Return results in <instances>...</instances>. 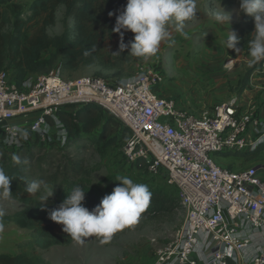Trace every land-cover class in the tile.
Returning a JSON list of instances; mask_svg holds the SVG:
<instances>
[{"label":"built area","instance_id":"obj_1","mask_svg":"<svg viewBox=\"0 0 264 264\" xmlns=\"http://www.w3.org/2000/svg\"><path fill=\"white\" fill-rule=\"evenodd\" d=\"M162 82L156 70L123 84L96 77L64 80L52 71L18 87L1 71V142H16L21 124L11 121L21 119L27 135L61 147L67 132L57 112L96 105L131 132L126 163L139 161L163 179L184 212L175 238L156 250L152 264H264V179L254 167L230 171L209 157L251 152L264 143V102L254 109L235 97L212 114H194L153 90Z\"/></svg>","mask_w":264,"mask_h":264},{"label":"rangeland","instance_id":"obj_2","mask_svg":"<svg viewBox=\"0 0 264 264\" xmlns=\"http://www.w3.org/2000/svg\"><path fill=\"white\" fill-rule=\"evenodd\" d=\"M31 1L15 0L22 7V18L29 15L26 9ZM195 5V17L183 22V31L187 36L176 31L174 22H169V36L160 43L154 55L135 57L130 54L127 62L116 69L83 67L75 71H64L55 67L53 74L64 80L96 77L109 84H123L143 72L156 70L162 74L163 82L153 90L160 96L174 99L183 110L194 114H212L219 105L235 97L238 101L246 103V97L250 95L252 73L245 96L243 93L239 94V90L246 71L252 66L249 63L251 57L243 55L240 51L226 49L224 41L229 25L217 23L212 15L213 11H218L221 6L232 14L230 26L242 24L240 1L225 6L216 0H195ZM5 10L12 17V9L6 7ZM62 13L63 7H60L56 13L57 21H60ZM47 31L49 36L55 35L61 31V26L58 24ZM236 48L238 49L237 46ZM36 77L30 79L35 80ZM255 78L258 77L254 76L253 80ZM260 78L259 87L253 86L251 90V95H257V100L264 92V74ZM259 108H262V104L257 102L254 109ZM67 110L72 111L70 108ZM107 117L112 124L118 123L119 130L115 135L109 134L104 140L98 141L99 131H94L87 136V140L80 141L67 150L51 145H39L34 137L27 135L24 123L19 121L20 135L13 145H6L0 138V155L6 152L16 153L26 166L29 179L39 180L43 176L45 183L53 173H62L66 166L63 157H66L68 161L82 165L84 179L92 188L114 189L119 185L120 177H128L134 183L147 185L150 192L161 191L170 199L173 208L159 217L137 219L135 223L116 231L107 242L102 243L99 237H88L84 238L83 243L73 241L67 247L53 246L45 251H37L46 264H152L156 250L170 243L183 223L184 212L178 205L175 190L166 185L160 177L150 175L143 163H140V168L126 163L124 151L131 132L119 121ZM1 126L0 123V128ZM22 133H25L26 137L21 136ZM109 139L114 140L110 142ZM233 154L236 153H211L209 157L217 166L230 171L264 167V154L251 161ZM25 160L27 163H24ZM258 174L264 179V169L259 170ZM24 208V205L0 195V213H3L0 216H10ZM29 235L28 231L12 224L0 223V253L16 254L17 243L26 240ZM256 235L259 240L255 244L258 246L260 233L254 230L252 237Z\"/></svg>","mask_w":264,"mask_h":264},{"label":"trees","instance_id":"obj_3","mask_svg":"<svg viewBox=\"0 0 264 264\" xmlns=\"http://www.w3.org/2000/svg\"><path fill=\"white\" fill-rule=\"evenodd\" d=\"M216 1L230 6L240 0ZM125 5L126 0H32L26 9L29 15L22 18V7L15 0H0V72H8L20 87L34 76L49 74L55 67L64 71H75L83 67L119 68L122 63L127 62L130 53L125 50L119 56L111 54L118 50L119 35L112 31L116 15L110 17L109 13L118 14L117 10L122 11ZM6 7L12 9L13 18L5 10ZM60 7H63V13L60 21H57L56 13ZM242 21V24L231 25L230 30L237 33L239 42L236 46L239 51L249 56L248 41L252 38L254 22L244 13ZM58 24L61 31L49 36L48 28ZM132 39L133 33H124L125 43L131 42ZM85 51L90 52V55L85 56ZM263 64L264 61L252 64L246 71L239 94L246 89L251 73ZM57 117L67 132L66 141L60 147L66 150L80 141L87 140V136L94 131H99L97 138L102 141L109 134L115 135L119 130L117 122L112 124L102 109L92 104L84 105L73 112L59 110ZM112 140L114 139H109L110 142ZM35 141L41 146H46L37 138ZM262 154L264 143L254 151L233 155L251 161ZM14 155L16 156V153L13 152L0 155V168L14 178L11 182L13 195L10 199L25 208L10 216H0V223L12 224L28 231L30 235L26 240L17 243L16 254L0 253V264H46L37 251H45L53 246L67 247L74 241L62 231V225L49 219L50 212L62 203L74 187L78 186L85 191L82 203L90 211L99 205L103 197L111 194L113 189L90 187L84 179L82 165L63 157L66 166L62 173H53L46 182L54 194L41 204L45 193L41 191L36 195H29L26 192L27 184L32 181L27 175L26 166L21 161L16 163L12 159ZM29 157L31 164L32 156ZM131 166L140 168V162L137 161ZM261 169L264 167H257L256 172ZM39 180L43 181L44 177ZM150 193L147 206L138 219L159 217L173 208L170 199L161 191L154 190Z\"/></svg>","mask_w":264,"mask_h":264},{"label":"clouds","instance_id":"obj_4","mask_svg":"<svg viewBox=\"0 0 264 264\" xmlns=\"http://www.w3.org/2000/svg\"><path fill=\"white\" fill-rule=\"evenodd\" d=\"M240 11L250 16L254 22V31L248 41L249 63L256 64L264 61V0H240ZM109 13L116 15L112 29L119 35L118 50L111 53L119 56L125 50L135 57H148L157 53L160 43L169 36L167 25L174 22L176 31L187 36L183 31L184 21L196 15L195 0H126L123 10ZM219 24L229 25L224 46L227 50L239 52L236 45L239 42L237 33L230 30L232 14L221 6L212 13ZM133 33L129 43L124 42V33ZM85 56L90 52L85 51ZM12 159L20 163L18 156ZM24 163H27L25 160ZM13 177L0 168V195L11 198V182ZM29 195L43 191L41 204L53 196V189L42 180H34L26 186ZM151 193L145 184L134 183L128 177H120L119 185L111 194L102 198L99 205L91 211L83 206L85 191L74 187L62 203L49 214V219L62 225V231L77 243H83L84 238L99 237L101 242H107L111 236L123 227L135 223L139 214L147 206ZM3 215V213H0Z\"/></svg>","mask_w":264,"mask_h":264},{"label":"crops","instance_id":"obj_5","mask_svg":"<svg viewBox=\"0 0 264 264\" xmlns=\"http://www.w3.org/2000/svg\"><path fill=\"white\" fill-rule=\"evenodd\" d=\"M252 74H253V76H252V79L250 80V85H251V90H252V87L254 86V87H259V85H260V82H261V76H262V74H264V64H263V66H262V69H259V68H257L256 70H254L253 72H252ZM254 76L255 77H258V78H255V80H253V78H254ZM257 82V83H256ZM264 83V81H262V84ZM257 84V85H256ZM250 87V86H249ZM251 90L249 91V90H247V92L249 91V94L250 95H248L246 98H247V101L249 102V104H251L253 107H255L256 106V103L257 102H259L260 104L261 103H263L264 102V92L263 93H261V96H259V98H258V100L256 99V97H257V95L255 96V94L254 95H251ZM255 90V89H254ZM257 90H258V88H257ZM258 94V93H257ZM32 116H35V115H30V117H29V119H31L32 118ZM19 121H21V119H14L13 121H11V123H13V124H20L19 123ZM257 240H259L258 238H257V235L256 236H253V243L255 244V243H257ZM256 245V244H255Z\"/></svg>","mask_w":264,"mask_h":264}]
</instances>
